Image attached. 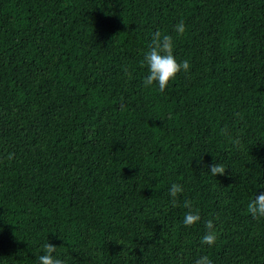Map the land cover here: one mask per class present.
<instances>
[{"label":"trees","instance_id":"obj_1","mask_svg":"<svg viewBox=\"0 0 264 264\" xmlns=\"http://www.w3.org/2000/svg\"><path fill=\"white\" fill-rule=\"evenodd\" d=\"M156 31L190 64L163 93ZM261 193L264 0H0V264H264Z\"/></svg>","mask_w":264,"mask_h":264},{"label":"clouds","instance_id":"obj_2","mask_svg":"<svg viewBox=\"0 0 264 264\" xmlns=\"http://www.w3.org/2000/svg\"><path fill=\"white\" fill-rule=\"evenodd\" d=\"M175 31L179 35H183L186 31V27L183 21L175 26ZM143 65L148 69V75L144 78L143 84L145 88H149L153 84L158 85V90L163 93L169 83L174 80L179 73L188 72L190 70V64L187 60L178 62L174 55V42L171 35L162 34L160 31H156L152 34L151 43L148 51L143 58ZM125 71H127L125 69ZM239 116V113L236 114ZM222 134L229 135L227 128L221 130ZM239 143L238 140L234 141ZM14 154H9L8 159L11 160ZM209 172L213 176L223 175L226 170L221 164H213ZM184 188L179 183H173L169 189V195L172 198L173 207L176 206L177 198L182 194ZM191 201L184 203L185 208L191 209ZM247 212L251 214L253 218L264 217V193L256 194L247 205ZM201 220L198 213H194L191 210L188 211L183 220V224L186 227H193ZM207 232L201 239V244L209 247L213 246L217 242V232L213 221L209 220L206 224ZM45 254L38 257L39 264H64L59 258L54 256L56 247L50 243L43 245ZM195 264H211L208 256H201L195 261Z\"/></svg>","mask_w":264,"mask_h":264}]
</instances>
